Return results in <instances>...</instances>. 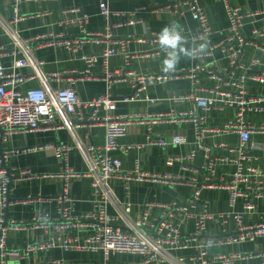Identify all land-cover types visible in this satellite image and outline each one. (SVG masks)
Wrapping results in <instances>:
<instances>
[{
    "label": "crops",
    "instance_id": "obj_1",
    "mask_svg": "<svg viewBox=\"0 0 264 264\" xmlns=\"http://www.w3.org/2000/svg\"><path fill=\"white\" fill-rule=\"evenodd\" d=\"M13 0H0V16L10 21L11 4ZM179 0H106L107 8L111 15L108 19L101 14L102 0H24L18 4V15L21 20L12 24L11 28L17 32L22 41L28 42L29 48L18 50L12 38L0 29V46L5 49V56L1 59L6 72L15 70L24 77H31L18 86V90H39L49 87L50 89H61L68 87L74 79V75L83 72L86 64L82 57L100 56L105 48L103 44L86 43L78 53H73L63 46H45L35 48L37 39L67 38L77 39L85 35L105 33L110 28L113 42L118 43L130 37L131 40L125 44V51L118 45L115 48L116 55L111 57L105 68L102 60L92 68L90 76L93 80L78 81L73 85L76 88L79 98L82 101H90L106 93V85L102 80L103 76L120 69H126L137 74L157 76L168 74L162 70L164 54L161 51L155 55V51L147 43H139L136 40L143 39L150 34L158 35L160 29L172 20L178 21L184 29V34L192 42L198 33V24L191 18L188 8L181 6L179 13L170 14L164 11H155L164 7L167 3H176ZM205 13L211 36L206 41L207 50L195 60L182 59L176 77H172L162 83L154 80L146 82V89L139 98L126 101L134 95L131 85L127 81L117 82L110 86L109 94L115 102V109L106 112L99 110V116L109 115L114 118L130 117L136 115L160 116L170 113H189L193 117L202 119L207 128H221L235 116V109L221 102L209 111H202L195 108L191 103H175L171 99L174 96H184L193 92L199 97H213L221 99L219 93L212 94L214 88L226 89L225 83L229 75L235 78L243 73L241 68H232L230 54L222 44L229 37V21L225 4L222 0H196ZM228 6L238 8L243 14H252L257 11L264 12V0H227ZM138 9L141 12L135 13L128 18L134 24L122 25L123 17L119 14H130ZM83 16L87 17L84 25L78 20ZM255 31L262 33V36L254 35ZM242 36L251 42L252 46H246L239 56V63L250 68L252 73H264V23L260 17L244 19ZM155 45L154 47H158ZM37 47V46H36ZM262 49L263 51H259ZM129 53L132 58L126 64L124 54ZM209 54V55H206ZM257 61V62H255ZM15 63L20 65L14 69ZM196 68H202L205 72L197 71L192 78L189 73ZM211 71L213 75H207ZM58 78V79H57ZM244 91L247 97L264 98V82L246 79ZM153 101V102H150ZM253 110L246 111L245 121L253 129L250 135V142L256 146L250 153L254 157L252 165L258 170L253 185L240 184L239 188L248 194L254 209L243 215L245 226L264 224V100L251 105ZM91 110H85L82 115L88 118ZM71 128H57L60 121L57 120L56 127L50 130H40L33 133L13 134L1 146L4 151L13 152L9 162V170L16 175L23 169H29L40 176L37 180H25L12 184L10 193V204L4 212L6 223L14 222L29 223L33 218L40 217L43 212L49 216L50 222L58 224L61 220L58 211L59 199L64 190L65 181L59 175L63 172L64 160L55 155L51 149H41L47 145H67L72 149L66 157V163L74 173L84 175L88 166L76 149L75 143L81 142L89 146H102L104 143L105 130L100 125H83L76 127L78 115L69 117ZM174 136L182 138L181 144L163 148L157 145L149 146L150 140L161 138L171 139ZM120 146L139 145V149H133L128 153L114 151L111 156L118 159L122 169L131 171L134 162L139 159L142 170L160 176H173L181 180L176 186L160 183L130 182L129 196L125 194L124 184L119 180L112 182V188L116 198L121 202L129 201L132 205L131 216L136 218L140 207L148 203L171 204L185 203L191 197L195 181L197 186L212 184L223 185L231 180V174L236 170L234 161L237 159L234 152L240 144L235 133H207L204 136L201 147L196 146L195 128L191 121L180 123L158 122L150 127L148 125L132 123L127 128L126 136L119 140ZM196 151L194 160L187 162V157L192 150ZM30 150V151H28ZM168 158L175 159L171 166L166 165ZM213 163V173L207 171V164ZM41 176H46L41 178ZM68 204L71 207L70 213L75 217L93 211V189L92 180L86 176L67 180ZM200 202L197 209L200 211L203 204H206L207 212L213 215L224 213H244V198H237L234 208L229 205V192L218 188H203L200 193ZM260 196V197H258ZM40 199L37 202L24 201L28 198ZM109 214H114L109 208ZM158 209L151 215V220L162 214ZM118 225L121 222L117 223ZM228 228H233V222L228 223ZM194 230L193 222L189 221L182 225L184 234H191ZM207 234L220 236V224L209 221L207 223ZM52 235L56 236L57 232ZM83 235L80 233L79 236ZM49 233L44 230H23L9 231L6 238L7 247L13 250H22L26 244L45 242ZM264 249V237L258 238L255 242H243L241 244L212 247L209 253L234 254L254 253ZM175 257L189 256V251H175ZM140 258L134 255H110L106 260L101 252L85 253L65 251L62 248L42 251L30 254L27 258H9L5 264H48L51 261H61L65 264H138ZM264 258L237 260L232 264H263ZM210 264H221L219 262Z\"/></svg>",
    "mask_w": 264,
    "mask_h": 264
},
{
    "label": "built area",
    "instance_id": "obj_2",
    "mask_svg": "<svg viewBox=\"0 0 264 264\" xmlns=\"http://www.w3.org/2000/svg\"><path fill=\"white\" fill-rule=\"evenodd\" d=\"M21 1L24 0L12 1L10 21H6L0 16V29L12 38L14 46L18 50L23 51L28 49L30 44L22 41L17 32L11 28L12 24L18 23L22 18L18 15V4ZM222 1L226 8L229 21L228 31L230 34L222 46L231 52V67L241 68L243 73L237 78L232 76L231 73L227 83H225L226 89L223 90L222 87H217L211 91L212 94L219 93L221 99L199 97L193 92L184 96H174L171 99L175 103H191L196 109L202 111H209L215 108L217 102L234 108V118L221 128H207L204 126L202 119L193 117L189 113H170L160 116L136 115L119 118L109 115H98L100 109L106 112L115 109V102L109 94V88L112 84L127 81L131 85L134 95L132 98L126 99V101H132L138 99L140 94L145 91L148 80H154L160 84L170 80L172 77H176L178 75L177 72L157 76L137 74L126 69H120L113 73L106 72L102 78L106 85V93L90 101H82L73 85L78 81L93 80L95 77L90 75L92 68L98 60H102L106 68L109 59L116 55L115 48L112 45L119 44L123 51H125V44L131 40L130 37H127L126 40H121L118 43L113 42L110 28L106 29L105 33L85 35L77 39L63 37L57 39L41 37L37 39V47L35 46V48L56 45L63 46L73 53H78L86 43L105 45L100 56L82 57L86 64V69L74 75V79L68 87L55 90L47 87L45 89L28 90L25 92L19 91L17 89L18 86L31 77L21 76L15 70L6 72L1 63V59L5 56L6 52L0 46V264H5L9 258H27L30 254L49 251L58 247L65 251L101 252L106 260L110 255H134L141 259L138 264H210L215 262L232 264L237 260L264 258V249L254 253H223L217 255L209 253V248L212 247L255 242L258 238L264 237V224L244 225L243 215L250 213L254 209V206L248 194L239 188L240 184L246 186L253 185L258 174V170L252 165L254 157L250 155L251 152L257 149L250 142V135L254 133V129L246 123L245 114L246 111L253 110L252 104L264 100V98L255 99L247 97L244 91V84L246 79L264 82V73L250 74L251 69L243 67L238 60L244 48L253 45L242 36L244 19L260 17L264 23V12L257 11L252 14H243L238 8L229 7L227 0ZM181 6L188 8L191 18L198 24V33L192 39V42L208 40L212 34L209 21L196 0H179L173 4L167 3L164 7L155 11L177 14ZM100 8L101 14L107 19L113 15L107 8L106 0H102ZM141 11L143 9H138L136 12L130 14H119V16L123 17L122 25L134 24L128 18L130 19L135 13ZM86 21L87 17L83 16L78 20V23L84 25ZM254 35L262 36V33L255 31ZM136 41L150 45L152 50L155 51V55L161 52L159 46L154 47L155 45H159L158 35L150 34L146 38ZM258 50L263 51L259 48ZM124 56L126 64H128L132 55L125 53ZM19 65V63H15L14 69ZM197 71L205 72L202 68H196L194 71H190L189 75L194 78V74ZM207 75L211 76L213 73L208 71ZM87 109H90L92 113L88 118H84L82 113ZM74 114L78 115L77 128L83 125L103 126L105 130L104 143L102 146H86L81 142L75 143L76 149L80 152L88 166V170L84 175L74 173L67 166L66 157L72 149L71 147L67 145H47L41 148L54 150L55 155L64 160L63 172L59 175L65 181L64 190L58 201V211L61 221L56 224L50 222V219L42 221L40 217H36L29 223H6L3 215L10 204L12 184L25 180H37L40 176L29 169H23L16 175H12L8 166L13 152L4 151L1 146L2 142L6 141L13 132L27 134L40 130H50L56 127L57 120L60 121L57 128H71L72 125L69 123V117ZM184 121H191L193 123L196 146L198 148L201 147V142L207 133L222 132L238 135L240 144L234 151L237 157L234 161L236 170L232 172L231 180L226 184L218 186L212 184L197 186V183L193 181L192 186L194 187V191L187 202H174L171 204L146 202L140 207L138 216L133 218L131 216V203L129 201L121 202L116 198L112 188L114 180H119L124 184L126 196H129L128 184L130 182L160 183L171 186H176L182 182L173 176L154 175L142 170L139 159L135 160L133 170L125 171L122 169L121 162L112 157L111 153L119 150L128 153L133 149L141 147L139 145L120 146L119 144V140L126 136L127 128L132 123L146 124L148 125V130H150V127L158 122L180 123ZM182 142V138L174 136L167 140L164 138L150 140L148 145L168 148ZM195 154L196 151L194 149L185 157V160L191 162L194 160ZM174 161L175 159L168 158L166 165L171 166ZM206 169L210 173H213V163L209 161ZM81 176H86L92 180L94 209L82 217H75L70 213L71 207L68 204V187L66 182L67 180ZM45 177L41 176V178ZM203 188H218L228 191L229 205L232 209L237 198H244V213H232V211L231 213L213 215L207 212L206 204L202 205L200 211H194L199 207L200 193ZM39 200L29 197L24 202H37ZM109 208L113 210L114 214H109ZM158 209L163 211L162 214L158 215V218L156 217V219L151 220V215ZM189 221L193 222L194 230L191 234H184L182 232V225ZM209 221L220 224V236H210L207 234V223ZM230 221L233 222V228L231 229L228 228ZM118 222H121V224L118 225ZM23 230H44L50 236L45 242L26 244L22 250L8 248L6 244L8 232ZM55 231L57 235L53 236L52 233ZM80 233H83V235L79 236ZM175 251H189L190 255L175 257L172 254ZM48 264L65 263L51 261Z\"/></svg>",
    "mask_w": 264,
    "mask_h": 264
},
{
    "label": "clouds",
    "instance_id": "obj_3",
    "mask_svg": "<svg viewBox=\"0 0 264 264\" xmlns=\"http://www.w3.org/2000/svg\"><path fill=\"white\" fill-rule=\"evenodd\" d=\"M158 44L164 54L162 70L168 74L177 71L182 59L195 60L208 48L207 42H191L184 34L183 26L176 20L170 21L160 29ZM48 219V214L43 212L41 220L47 221Z\"/></svg>",
    "mask_w": 264,
    "mask_h": 264
}]
</instances>
